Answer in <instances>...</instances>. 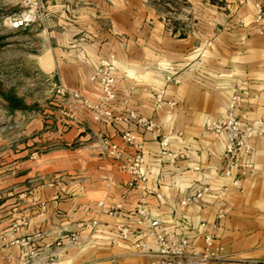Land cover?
I'll return each mask as SVG.
<instances>
[{
	"label": "crops",
	"instance_id": "crops-1",
	"mask_svg": "<svg viewBox=\"0 0 264 264\" xmlns=\"http://www.w3.org/2000/svg\"><path fill=\"white\" fill-rule=\"evenodd\" d=\"M39 1V23L15 30L4 18L19 7L11 11L0 0V35L8 41L0 49V89L46 90L15 93L22 108H11L0 96L6 120L0 155L9 171L0 180V264H43L49 256L55 264H156L152 240L145 238L150 253L143 254L133 245V232L123 239L115 230L117 224L145 230L134 223L132 205L141 196L153 216L198 250L201 233L213 227L216 258L208 264H264V27L254 22L257 7L264 12V0H181L177 6L175 0ZM174 6L185 15L171 24L166 13ZM22 32L29 42L18 38ZM109 55L115 68L110 109L129 107L154 122L151 130L92 121L79 99L70 97L78 92L90 102L97 98L90 77ZM11 58L19 62V87L6 80L2 67ZM55 85L66 93L55 94ZM233 93L235 117L257 125L260 134L252 138L251 152L239 155L243 165L234 164L225 177V136L206 127L222 119ZM124 129L133 132L134 145L119 137ZM102 139L115 142L121 156L102 152ZM162 139L170 150L184 149L179 171L156 153ZM135 145L149 167L144 187L161 192L163 205L129 186L120 168ZM234 176L236 187L230 186ZM196 179L212 194L204 203L180 207L178 199ZM224 186V215L217 220L211 203ZM117 201L122 212L106 214ZM92 220L95 227L88 225ZM28 248L35 254L25 262L21 253Z\"/></svg>",
	"mask_w": 264,
	"mask_h": 264
},
{
	"label": "built area",
	"instance_id": "built-area-1",
	"mask_svg": "<svg viewBox=\"0 0 264 264\" xmlns=\"http://www.w3.org/2000/svg\"><path fill=\"white\" fill-rule=\"evenodd\" d=\"M19 2V10L9 16H6L5 24L11 29H22L30 24H37L40 21L41 5L39 0H17ZM254 22L260 27H264V14L259 7L256 9ZM114 56L109 55L106 58H102L98 61L97 67L94 73L90 77L91 80H95L98 86V96L90 102L84 97L79 96L78 92H72L70 97L74 100L79 99L80 104L84 106L86 110L90 112L92 121L104 119L108 122H117L123 124H132L142 127L145 131L154 128V122L151 119H144L136 115L134 110L129 107H124L121 111L114 113L110 109V102L114 98ZM166 80L176 83L178 80L172 76L166 75ZM54 93L64 95L65 89L60 85L54 86ZM161 93L155 95L156 107L160 106ZM225 111L222 114V119L210 123L206 129L213 131L214 133H222L225 136V142L222 150L221 172L223 176L229 177L232 174L231 167L236 164L238 167L243 163L238 162V157L241 154H249L251 152V140L258 136L259 129L255 124H242L233 113L234 105L237 101V95L235 93L229 98ZM119 137L126 144H133L135 137L130 129H124L119 134ZM136 151L132 153L125 161L120 164V168L127 172L129 175V186L134 188L143 189L145 195H152L158 205L165 204V198L161 192L144 187V183L148 176V164L144 160V155L140 152L139 145H135ZM101 150L104 153L113 155L115 158H119L121 151L119 150L115 142H108L105 139L101 140ZM183 148L178 151H173L168 148V141L162 139L159 141V147L156 153L161 156L165 155L167 162L172 167L174 172L179 171L178 162L183 159ZM190 170L193 173L198 171L197 166H191ZM238 177L234 178L230 182V186H237ZM193 188L183 198L178 199L177 204L180 207H184L187 204H200L204 203V197L212 194L210 187L206 182L196 179L194 181ZM228 186L222 187V189L215 195V199L212 201V205L215 209V218L223 217L224 215V203L222 201V194L226 192ZM98 206H102V201H97ZM134 209V223L136 226H145V230L141 231L136 229H129L122 225H116L115 230L119 236L123 239L127 238L130 233H134L137 237L133 242L135 249L143 254H149L150 248L148 246V238L154 243V253L156 255V264H208L210 261L216 258V247L213 238V227L209 230L201 233V239L203 242L202 250H198L191 245V240L182 233H178L173 229L167 228L162 224L155 216L150 212L149 206H147L146 200L141 196L135 203H133ZM123 206L120 202H114L105 209L106 214L110 216L118 215L122 212ZM79 225L84 226L82 222ZM91 227L96 226L94 220L90 221ZM205 222L201 221L199 227H204ZM17 242V241H15ZM23 244V241H18ZM35 254L33 248H28L21 253V256L25 262H28ZM43 264H55L52 256H49Z\"/></svg>",
	"mask_w": 264,
	"mask_h": 264
},
{
	"label": "rangeland",
	"instance_id": "rangeland-1",
	"mask_svg": "<svg viewBox=\"0 0 264 264\" xmlns=\"http://www.w3.org/2000/svg\"><path fill=\"white\" fill-rule=\"evenodd\" d=\"M5 2H6L5 4L8 7V9H10L11 11H15V9H17L19 7V2L17 0H5ZM177 4H181V0H175V5L177 6ZM178 9H179V6L177 8L174 6V9H169L168 13H166V15H169V19L171 21V24L172 23H176L178 21V19H179L178 18L179 16L185 15L183 12L179 11ZM163 11H164V9H163ZM261 11H262V9H261ZM263 14H264V12H263ZM1 28L2 27H0V30H2ZM17 36H18V38H20L21 41L29 42L27 33H25V32L18 33ZM18 63L19 62H18L17 58H16V60H14V58H11L8 62H5V64L2 67H3V70L6 71V80L8 82L9 81L10 82L11 81L14 82V85H18V87H19L20 82L15 80V74H16V72H17L16 70L18 68V65H16V64H18ZM23 67H25V65ZM17 90H18V88H16L15 90L11 89L10 91L13 92L14 94L15 93H24V92L29 93V94H37L39 92L41 93V92L46 91V90H41V91L14 92V91H17ZM0 109H2V108L0 107ZM5 122H6L5 117H4L3 113L0 112V128L5 124ZM0 135H1V132H0ZM77 146H78V143L76 144V147ZM18 168H21V167L19 166ZM6 170H7L6 163L3 161V158H1V155H0V180L3 179L1 176H3V174L5 172H9V171H6Z\"/></svg>",
	"mask_w": 264,
	"mask_h": 264
},
{
	"label": "trees",
	"instance_id": "trees-1",
	"mask_svg": "<svg viewBox=\"0 0 264 264\" xmlns=\"http://www.w3.org/2000/svg\"><path fill=\"white\" fill-rule=\"evenodd\" d=\"M0 96L5 100L8 106L11 108H22V103L16 95L10 90H2L0 89Z\"/></svg>",
	"mask_w": 264,
	"mask_h": 264
},
{
	"label": "water",
	"instance_id": "water-1",
	"mask_svg": "<svg viewBox=\"0 0 264 264\" xmlns=\"http://www.w3.org/2000/svg\"><path fill=\"white\" fill-rule=\"evenodd\" d=\"M6 35H0V49H2L8 41L6 40ZM0 87H1V81H0Z\"/></svg>",
	"mask_w": 264,
	"mask_h": 264
}]
</instances>
